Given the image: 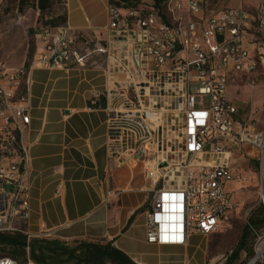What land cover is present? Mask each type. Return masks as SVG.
<instances>
[{"label": "built area", "instance_id": "1", "mask_svg": "<svg viewBox=\"0 0 264 264\" xmlns=\"http://www.w3.org/2000/svg\"><path fill=\"white\" fill-rule=\"evenodd\" d=\"M38 39L43 50L29 68L0 61V234L50 237L28 230L25 134L32 70L86 69L95 56L104 58L112 83L93 101H106L108 157L118 168L142 165L153 185L146 212L149 243L184 245L195 231L215 234L230 222L241 180L229 165L230 149L243 148L248 156L256 151L264 210L260 111L242 118L229 99L234 76L264 71V0L253 12L243 6L209 10L208 0L112 3L105 39L78 44L67 24L44 27ZM0 264L19 262L4 257ZM248 264H264V229L256 234Z\"/></svg>", "mask_w": 264, "mask_h": 264}, {"label": "crops", "instance_id": "2", "mask_svg": "<svg viewBox=\"0 0 264 264\" xmlns=\"http://www.w3.org/2000/svg\"><path fill=\"white\" fill-rule=\"evenodd\" d=\"M215 1L208 2L209 10L218 8ZM20 3L24 5L25 0ZM38 3L37 24L21 29L24 17L18 14L13 28L0 34V61L10 67L33 64L43 50L38 35L45 25L64 20L78 44L85 39H105L111 0H50L46 8ZM225 4L218 3L219 8ZM227 5L244 4L231 0ZM104 64L102 56H95L86 69L36 67L31 72V124L25 134L31 185L29 232H49L52 239L68 243L112 242L136 264H211L212 234L195 231L179 246L147 241L146 212L153 185L145 178L142 165L118 168L109 159L106 101L93 102L94 95L112 87Z\"/></svg>", "mask_w": 264, "mask_h": 264}, {"label": "rangeland", "instance_id": "3", "mask_svg": "<svg viewBox=\"0 0 264 264\" xmlns=\"http://www.w3.org/2000/svg\"><path fill=\"white\" fill-rule=\"evenodd\" d=\"M35 1L25 0V4L22 5L20 0H0V34L8 33L13 28L18 14L24 17V23H22L24 26H21V29L25 30L24 27L37 24L39 13ZM229 1L231 0L226 1L227 4ZM240 1L244 4L243 7L251 12L255 11L257 4L260 2V0ZM208 2H211V0H208ZM215 2L219 8L218 3L223 2V0H216ZM227 4L224 7L231 8ZM18 8L19 10H17ZM57 8H61L60 3L57 4ZM43 25H45L44 22ZM229 99L239 107L242 118L248 117L254 108H258L260 111L257 117L258 128L260 131L264 130V71L261 68H258L256 72L249 76H234L229 88ZM246 149L248 152L252 151L249 145L246 146ZM229 151H231L229 165L241 176L240 182L235 185L237 208L230 222L219 232L209 236V257L213 259L211 264H227L232 260L231 258L239 249L243 229L249 218L254 213H258L261 207L263 208L260 195L261 176L257 170L256 151L254 150V153L250 156L244 154L246 150L243 148L230 149ZM207 159L209 161V158ZM244 177H246V180H243ZM31 239L52 238L40 236ZM254 244L255 240L249 241L250 247L253 248ZM4 257L8 256L0 253V258ZM250 259L251 257L247 256L245 251H241L233 264H248Z\"/></svg>", "mask_w": 264, "mask_h": 264}, {"label": "trees", "instance_id": "4", "mask_svg": "<svg viewBox=\"0 0 264 264\" xmlns=\"http://www.w3.org/2000/svg\"><path fill=\"white\" fill-rule=\"evenodd\" d=\"M47 1V5H44ZM112 3L124 6L134 5L133 0H111ZM159 3L161 0H156ZM39 7L46 8L50 0H39ZM59 22V21H58ZM65 25L64 20L58 24ZM264 229V210L261 207L254 213L243 229L239 249L232 260L233 264L241 251L252 257L253 248L249 246L250 240L256 239V234ZM0 253L6 255L20 264L31 259L36 264H136L127 255L118 250L112 242L76 241L64 242L58 239H29L21 234H0Z\"/></svg>", "mask_w": 264, "mask_h": 264}]
</instances>
